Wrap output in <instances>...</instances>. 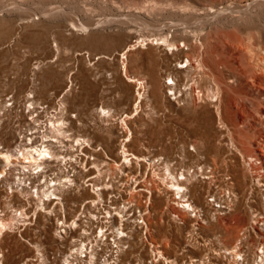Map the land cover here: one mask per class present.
I'll list each match as a JSON object with an SVG mask.
<instances>
[{
    "label": "rangeland",
    "instance_id": "1",
    "mask_svg": "<svg viewBox=\"0 0 264 264\" xmlns=\"http://www.w3.org/2000/svg\"><path fill=\"white\" fill-rule=\"evenodd\" d=\"M148 37H169L170 42L175 41L180 45V51H172L163 44L161 47L137 45L128 53L124 65L129 75L143 78L147 83L145 92L141 91L146 98L140 103L139 110L135 111L136 88L130 90L127 80H119L124 62L121 55L128 44ZM103 39H106V44L98 42ZM183 44L186 47H182ZM260 44L264 46V0H0V83L3 82L0 84V95L3 99L12 96L19 105L22 104L32 88L23 75L33 70L37 62H51L56 74L55 82L46 79L47 86L45 92L41 93V99L55 107L67 90V85H71L67 79L69 77L73 86L67 98L68 111L78 120L87 121L98 106L112 109L115 117L110 123L116 127L117 135L121 136L118 144L125 135L119 119L128 115L125 122L131 141L126 143V148L130 157L149 156V153L150 158L161 156L163 145H173L175 156L183 151L196 155L198 151L208 162L213 157L217 160L221 155L226 157L227 163L236 168V171L228 172V177H232L234 182L233 190L240 198V213L236 219L244 228H249L253 211V216L260 214L264 217V203L257 193L250 195L252 190L249 189L254 184L246 173L242 175L246 170L238 160L240 152L249 150V155H255L257 151L264 165V128L256 120L255 109L264 102V97L257 95L249 60ZM39 45L43 47L41 50L38 49ZM187 49L193 50L195 57L204 54L209 59V68L193 74L199 83L196 87L205 90L216 84L229 92L222 99V119L226 130L219 126L213 105L198 103L197 110L191 111L184 101L185 96L180 97L179 94L176 96L178 100H175L172 92L165 90L167 99L162 103L152 92L154 76L159 77L163 84L169 83L166 80L168 70L176 68L177 62L185 59L181 51L188 52ZM213 61L218 65H213ZM4 83L8 85L4 87ZM180 88L184 90L183 85ZM229 108L235 113L238 129L231 123L227 113ZM28 120V117L22 119L23 122ZM75 133L85 134L79 129H75ZM231 141L238 149L236 153L232 150ZM230 152L235 153L234 156ZM231 158L236 159L237 164ZM139 169L141 173L146 171L143 165ZM94 171L91 169L86 179L95 176ZM131 171V175L139 179L135 165ZM120 183V190L115 187V192L127 200ZM82 193L81 196H68L62 211L60 205H55V214L72 218L83 208L87 213L89 208L92 209L91 205L83 207L82 204L90 198L91 191L86 189ZM6 197L5 185L1 183L0 211L7 212L6 202L20 210L22 206L17 197H8L10 200ZM142 200L145 202L146 197L142 196ZM208 200L217 206L212 198ZM205 202L202 200L197 204L203 206ZM145 205H148L145 222L149 226L151 240L163 245L164 240L170 238L171 247L162 250L167 257L177 259L180 264H189L193 259L209 254L210 250L207 252V248L201 244L214 233L222 232L221 228L199 227V235L193 241L188 239L190 243H195V246H190L187 236L192 229V220L182 227L175 224L168 210V200L155 193ZM49 217L38 216L31 223L33 225L17 226L15 231L8 232L2 238L5 264H26L27 260L30 262L36 257L38 252L29 243L43 242L49 252L54 250L63 254L68 251L72 238L76 236L59 243L60 239L54 235L53 217ZM114 225L108 233H115ZM263 227L264 218L256 231L248 232L242 248L248 264H252L258 245L264 244ZM17 231L21 232L22 237ZM108 242L112 245L113 240L110 238ZM141 245L135 247L139 256L151 261L148 244ZM221 262L224 263L222 260L213 261L217 264Z\"/></svg>",
    "mask_w": 264,
    "mask_h": 264
},
{
    "label": "bare ground",
    "instance_id": "2",
    "mask_svg": "<svg viewBox=\"0 0 264 264\" xmlns=\"http://www.w3.org/2000/svg\"><path fill=\"white\" fill-rule=\"evenodd\" d=\"M168 38L136 39L134 44H128L124 48L121 55L123 61L128 57V53L137 48V45L161 47L165 44L164 46L171 48L172 51H180V45L175 41L170 42ZM98 42L107 43L106 39L98 40ZM56 47L58 48L57 45ZM182 47H186V44H183ZM42 48L39 45L38 49ZM187 50L188 52L181 51L185 59L181 62L178 61L176 68L168 70L166 80L171 83L163 84L159 77L154 76L151 81L152 92L162 103L167 99L165 90L172 92L174 97L179 94L180 97L185 96L184 101L191 111L197 110L198 103L213 105L219 126L226 130L227 126L222 119V99L224 94L229 92L216 84L205 90L198 89L199 87L196 85L198 86L199 83L193 74L209 68V59L204 54L195 57L193 50ZM249 60L252 81L257 87V95L264 97V46L262 44L258 46L257 51ZM125 61L122 62L119 80L120 82L127 80L130 90L136 88L134 110L138 111L140 103L146 98L144 92L147 83L143 78L130 76L127 66L124 65ZM184 63L186 64L183 65ZM51 64V62H37L33 70L23 75L32 88L26 94L22 104L19 105L12 96L3 99L0 95V157H8L6 160L0 158V184L5 185L6 198L17 197L22 206L19 210L15 209L10 202H6L8 214L5 211L4 213L0 211V264H5V256L1 249L2 238L8 232L15 231L17 226L33 225L31 223H34L38 216L53 217L54 231L55 235H59L57 237L60 239L59 243L66 242L68 237L65 235L70 234L67 233L69 224L64 219L62 222L59 221L55 214V205H60L62 211L66 206L64 204L68 202V196L76 194L81 196L83 195L82 191H86V189L91 191V195L89 199L83 201L84 205L82 204V206L86 207L87 204H90L93 209L87 210L89 220H86V223L82 222L76 225L84 230L79 238L89 240L95 245V249L101 245L105 246L104 249H101V251L104 250L102 253L93 250L94 247L91 246L90 256L92 258L90 262L93 264H157L159 262L180 264L177 259L167 257L165 251L162 250L171 247L170 238H166L163 245L155 244L151 240L149 226L145 222L148 208V205L145 204L151 200L152 193L166 197L169 203L168 210L175 224L182 227L188 220H192V229L188 232L189 235L187 234V241L189 238L193 241L194 237L199 235L197 232L200 230L199 227L222 229V232L214 233L210 239L201 244L207 248V252L210 250V253L199 259H193L189 264H217L213 261L218 260L224 261L221 264H248L242 249L244 242L248 238V232L256 231L264 217L260 214L253 216V211L252 223L249 228H244L236 219L240 213V198L233 190L232 177H228L229 170L236 171V168L227 163V158L221 155L219 156L220 160L213 157L211 162H208L201 157L202 155L198 151L196 155H190L183 151L179 156H175L173 145H163L161 156L150 158L151 153H149V156L136 157L132 155L130 157L126 148V143L131 141L130 131L126 127L128 115L119 119L122 133L125 135L118 144L121 136L117 135L116 127L110 123L115 117V112L112 109L98 106L93 110L90 120L87 121L78 120L76 115L72 116L68 111L67 98L70 96L73 86L69 77L67 79L71 85H67V90L55 107L49 106L41 99V93L45 92L47 86L46 79L48 82H55L56 74ZM215 64L218 65V62L213 61V65ZM45 65L47 66L46 70H44ZM187 78L188 81H186ZM0 84L2 85L3 82ZM7 85L4 83L3 86ZM182 85L184 92L180 88ZM142 90L144 92L141 93ZM175 100L178 98L176 97ZM8 103L10 104L8 105ZM255 109L258 116L256 120L264 128V102L258 104ZM25 110L27 115H25ZM227 113L233 127L238 129L232 108H229ZM26 117L29 120L23 122L22 119ZM75 129L83 130L85 134H77ZM230 144L236 153L238 151L236 145L233 141ZM119 149L118 154L114 155ZM45 151L52 157L51 159L43 155ZM248 152L250 151L240 152L238 162H241L246 170L242 175L246 173L252 184L256 186L250 187L249 191L252 190L250 195L254 192L257 193L264 203V165L257 151L255 155H249ZM234 154L231 153L233 156ZM230 160L237 164L236 159L231 158ZM190 161L192 163H189ZM134 165L136 172L140 175L139 179L136 175H131ZM142 165L146 169L143 173L139 172L141 169L139 167ZM91 169L95 170L93 172L95 176L86 179L90 176ZM123 180L125 182L120 183ZM119 183L123 187L121 191H125L127 194V200L122 199L123 197L120 198L119 196L122 194L115 192L114 188H119ZM142 196L146 197L145 202H143ZM209 198H212L213 204L217 206L212 205ZM202 200L206 201L203 206L197 204ZM107 202L108 205H106ZM233 221L234 224H232ZM112 225L116 228V234L108 233L112 231V229L110 230ZM85 226L89 231L85 229ZM261 229L264 230V227ZM62 230L65 232L64 236L60 235ZM98 230L102 233L99 236H97ZM103 230L105 231L102 232ZM139 231L142 232L139 233ZM87 232L96 234L82 235L88 234ZM16 233L22 237L20 231ZM110 238L116 245L113 243L111 245L108 242ZM140 243L148 244L152 253L151 261L144 260L139 256L138 248L135 249V247L141 245ZM188 243L190 246H195V243L189 241ZM29 244L44 259L49 260V251L46 250L43 242ZM130 248L131 250L128 252ZM185 251L184 249L183 252ZM254 254L252 264H264V244H259ZM131 255L132 257H130ZM28 261L26 264H30L32 260ZM80 262L82 264L85 261L80 260Z\"/></svg>",
    "mask_w": 264,
    "mask_h": 264
},
{
    "label": "built area",
    "instance_id": "3",
    "mask_svg": "<svg viewBox=\"0 0 264 264\" xmlns=\"http://www.w3.org/2000/svg\"><path fill=\"white\" fill-rule=\"evenodd\" d=\"M93 209V208H92ZM117 216V215H116ZM57 218H59V221L62 222V219L67 220L68 222V227H67V233L69 232L70 234H66L64 230H62V233H60L61 236H66L68 238H71L72 236H76L74 238H72L71 242H72V246L68 248V251L66 253L59 252V251H54L51 250L49 252V256L48 259L46 260L42 257V255L40 253H37V256L35 258L32 259V261L30 262V264H81L80 260H84L85 262H83L82 264H93V262L91 261L92 256H90L92 249L91 246L94 247L93 250H96L97 252H103L104 250L101 251V249L105 248V246H100L98 248L95 249V245L92 244L89 240H86L85 238H79V235L81 233H84L83 228L80 229L81 227H77V224H80L83 221L89 220L88 219V214L81 211L80 213H77L75 216H73L72 218H68L65 214H62L61 216H58ZM119 218V217H117ZM120 219V218H119ZM127 219V218H125ZM141 222V221H139ZM85 229H88L85 226ZM78 230L80 232H78ZM114 231L116 230V228L113 229ZM105 230H103L102 232H104ZM72 232V233H71ZM98 235H101V231H97ZM88 234L83 236H91L94 235L96 233H92L91 232H87ZM116 234V233H115ZM55 235V233H54ZM56 237H59V235L56 234ZM105 239V238H104ZM106 251V250H105ZM88 255V257H87ZM46 260V261H44Z\"/></svg>",
    "mask_w": 264,
    "mask_h": 264
},
{
    "label": "snow or ice",
    "instance_id": "4",
    "mask_svg": "<svg viewBox=\"0 0 264 264\" xmlns=\"http://www.w3.org/2000/svg\"><path fill=\"white\" fill-rule=\"evenodd\" d=\"M169 83H171V81H169ZM43 155H44L46 158H48V159H51V158H52L51 156L48 155V153H47L46 151L43 153ZM0 158L5 159V160L8 159V157H6V156H5V157H0Z\"/></svg>",
    "mask_w": 264,
    "mask_h": 264
}]
</instances>
